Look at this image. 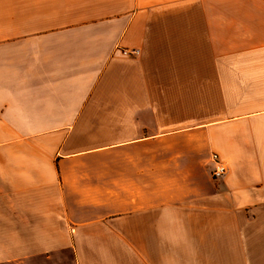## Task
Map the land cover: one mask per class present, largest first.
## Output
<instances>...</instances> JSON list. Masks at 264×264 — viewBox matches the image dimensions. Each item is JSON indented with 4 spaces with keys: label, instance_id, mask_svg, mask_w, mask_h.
Returning a JSON list of instances; mask_svg holds the SVG:
<instances>
[{
    "label": "crops",
    "instance_id": "0c3cea01",
    "mask_svg": "<svg viewBox=\"0 0 264 264\" xmlns=\"http://www.w3.org/2000/svg\"><path fill=\"white\" fill-rule=\"evenodd\" d=\"M0 264H264V0H0Z\"/></svg>",
    "mask_w": 264,
    "mask_h": 264
},
{
    "label": "built area",
    "instance_id": "2783aa9c",
    "mask_svg": "<svg viewBox=\"0 0 264 264\" xmlns=\"http://www.w3.org/2000/svg\"><path fill=\"white\" fill-rule=\"evenodd\" d=\"M138 53H139L138 49H132V50L125 49L124 50V54L137 55ZM211 158L213 162V169H212L213 178L218 179V178L223 177L228 171L227 165L221 159L220 155L217 152H214Z\"/></svg>",
    "mask_w": 264,
    "mask_h": 264
}]
</instances>
